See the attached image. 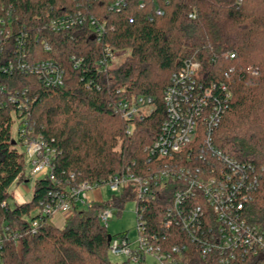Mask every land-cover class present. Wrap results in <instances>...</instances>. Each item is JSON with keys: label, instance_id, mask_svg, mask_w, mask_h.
<instances>
[{"label": "trees", "instance_id": "trees-1", "mask_svg": "<svg viewBox=\"0 0 264 264\" xmlns=\"http://www.w3.org/2000/svg\"><path fill=\"white\" fill-rule=\"evenodd\" d=\"M111 3L0 0L3 29L11 26L13 33L0 50V264H131L109 261L110 234L98 219L101 209L120 212L128 199L135 202L136 222L141 215L144 233L157 234L161 248L186 243L179 228H163L170 186L160 188L147 203L137 200L129 186L118 199L91 201L86 208L72 203V214L61 227L40 214V204L49 193L65 192L81 182L103 186L127 171L145 176L147 149L165 116L163 93L172 73L191 57L201 64L202 80L228 85L231 100L212 142L223 154L255 168L259 183L244 217L264 229V0H126L119 12L109 11ZM66 16L82 22L51 30V20ZM89 21L103 26L99 37ZM23 34L25 61L57 64L65 72L63 86H46L16 68L14 36ZM104 48L127 54L101 69L97 61ZM9 62L13 69L5 72ZM141 96L150 97L154 106L143 120L129 123L114 112L117 101ZM22 122L31 128L29 136H40L53 152L54 181L33 180L30 201L9 205L11 186L28 182L24 148L29 136H20ZM35 220L39 222L32 233ZM10 234L20 236L19 244ZM121 235L127 232L110 236ZM185 264L213 262L195 252Z\"/></svg>", "mask_w": 264, "mask_h": 264}, {"label": "built area", "instance_id": "built-area-1", "mask_svg": "<svg viewBox=\"0 0 264 264\" xmlns=\"http://www.w3.org/2000/svg\"><path fill=\"white\" fill-rule=\"evenodd\" d=\"M125 4L126 0H112L108 9L119 12ZM156 13L162 14L160 10ZM81 22L66 16L57 17L49 24L51 30L59 31ZM0 24L1 50L4 41L13 33L11 26L3 29L1 18ZM89 26L98 37L101 35L103 26H98L95 21H89ZM25 36H14L16 68L35 75L46 86H63L65 72L57 64L25 61ZM43 48L45 51L51 49L48 44H43ZM117 56L118 52L104 48L97 63L101 69H106ZM229 58L234 55L230 54ZM79 64L80 60H76L74 66ZM12 65L13 62H9L4 71H11ZM201 71V64L191 57L184 59L172 73L162 99L165 116L156 139L147 149L149 172L145 176L129 171L116 174L103 185L119 194L129 186L131 191L135 189L136 199L144 203L154 200L160 188L170 186V204L164 213L163 228H179L186 243L164 250L157 234L144 233L145 223L138 215L134 241L128 235H121L110 236L108 243L111 254L121 256L131 264L144 260L146 254L153 255L159 264H185V259L195 252L213 264H264V229L248 223L244 217L245 206L259 183L258 174L252 165L225 155L214 146L212 135L230 103L231 93L224 81L202 80ZM231 71L230 68L224 74L226 79ZM113 109L122 119L133 123L148 117L154 106L150 97L141 96L130 101H117ZM18 129L20 136H29L31 131L26 122ZM24 149L30 176L34 180L48 178L54 181L53 152L46 148L41 137L29 136ZM101 187L81 182L65 192L49 193L40 204V214L52 218L57 215L64 223L72 214V203L86 208L91 201L101 202L99 197L90 195ZM113 211L110 207L99 211L98 219L105 228ZM38 222L35 220L30 225L32 233ZM8 237L19 244L17 234ZM1 242L0 238V246Z\"/></svg>", "mask_w": 264, "mask_h": 264}, {"label": "rangeland", "instance_id": "rangeland-1", "mask_svg": "<svg viewBox=\"0 0 264 264\" xmlns=\"http://www.w3.org/2000/svg\"><path fill=\"white\" fill-rule=\"evenodd\" d=\"M127 52L122 51L118 53V60L121 61L125 56ZM16 127L17 125H13L12 127V135L15 137V132H16ZM30 167L27 165L25 169V173L28 179V182H24L20 185H13L11 186L9 192H10V197L8 200L9 205H12V192L15 189L20 190L23 186H26L27 188L31 187V184L33 182V178L29 174ZM133 192H135V189H133ZM92 198H100L101 201H105L107 199H118L119 198V193L118 192H112L110 191L109 188L106 186H102L100 190L97 193H92L90 194ZM135 202L133 199H128L124 202L122 209L120 212H116L115 210L112 212V218L107 221V231L110 235H119L127 232L128 238L132 241H134L137 237V232H136V218H135ZM55 223V222H54ZM56 224V223H55ZM61 227V226H58ZM107 258L109 261L114 262V263H120L123 260H125L121 256H115L108 252ZM145 264H159L156 258L153 255L146 254L144 258Z\"/></svg>", "mask_w": 264, "mask_h": 264}, {"label": "crops", "instance_id": "crops-1", "mask_svg": "<svg viewBox=\"0 0 264 264\" xmlns=\"http://www.w3.org/2000/svg\"><path fill=\"white\" fill-rule=\"evenodd\" d=\"M31 188H32V184H31L30 188L23 186L20 190L15 189L12 192V196H11L12 197V203L19 205V204L29 202L31 199ZM52 220H53V223L54 222L56 223V224L54 223L56 226H62V224H63L61 218L57 215L53 216Z\"/></svg>", "mask_w": 264, "mask_h": 264}, {"label": "water", "instance_id": "water-1", "mask_svg": "<svg viewBox=\"0 0 264 264\" xmlns=\"http://www.w3.org/2000/svg\"><path fill=\"white\" fill-rule=\"evenodd\" d=\"M107 240H108V242H109V240H110V235L107 236Z\"/></svg>", "mask_w": 264, "mask_h": 264}]
</instances>
